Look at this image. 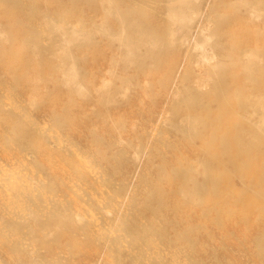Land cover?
Returning <instances> with one entry per match:
<instances>
[{
	"label": "bare ground",
	"instance_id": "1",
	"mask_svg": "<svg viewBox=\"0 0 264 264\" xmlns=\"http://www.w3.org/2000/svg\"><path fill=\"white\" fill-rule=\"evenodd\" d=\"M4 80L79 133L109 190L100 200L92 163L85 174L62 155L90 202L59 174L30 184L21 166L1 169L0 264H57L55 250L73 264H264V0H0ZM12 103L0 94V147L53 165L46 131ZM133 113L159 124L149 135Z\"/></svg>",
	"mask_w": 264,
	"mask_h": 264
},
{
	"label": "rangeland",
	"instance_id": "2",
	"mask_svg": "<svg viewBox=\"0 0 264 264\" xmlns=\"http://www.w3.org/2000/svg\"><path fill=\"white\" fill-rule=\"evenodd\" d=\"M206 10H209V7H206ZM203 20V18L201 19ZM202 22V21H200ZM33 24L36 25V20L33 21ZM199 24V23H198ZM44 45H48L49 41L46 37L42 39ZM94 72H96V75L92 81L93 86L100 87L101 85V78L102 74L106 72V64L101 63L94 69H92ZM181 70H184V64L181 67ZM0 94L4 96V99L7 102H12L13 105L16 106V103H18L28 114L33 115L34 123L38 124L39 127H42V130L46 131V135L49 136V144L51 146V155L55 159L54 164L52 165L50 162L47 165L48 161L38 154V150H35L34 148H28L24 150H20L18 148L14 149H3L0 147V171L1 169L8 168L9 170H13V166H21V173L23 175H30L32 176V181L30 180V184H32L35 180L41 179L45 182V185H48L49 183L53 182V176L56 174H59L62 176L61 178L64 180V186L68 189V196H74V193H81L82 197L87 200V202H90L93 198V194L90 191L91 190V184L86 183L82 177L81 174H78L76 171H74L71 168V165L67 161L62 160V156H66L69 160L74 161L78 167H83V171L85 174H90V172L86 171L85 168L88 165V163H92L91 169L93 170V173L98 175V178L95 179L93 182V186L97 188L96 196L101 200L104 199L102 196L106 195L108 192V188L105 185V163L102 161L100 157H98L97 152L92 149L87 143L84 142L82 137L79 135L78 132L72 129H68L67 127H60L56 124V122L53 120V118L50 115V110H45L43 112H33L31 109L26 106L27 100L20 94V96H17L15 94L14 88L10 85V83H7L5 80L3 83H0ZM135 100L132 98V106L135 107L136 102L138 101L136 96L134 95ZM10 99V100H9ZM84 109L86 111L92 110V103L87 102L83 104ZM161 111L164 110V112L167 114V109L164 107H159ZM159 110V111H160ZM132 112H134L132 110ZM159 113V112H158ZM142 113L139 114V116H135L134 113L132 114V118L130 119V124H139V128L144 127L146 131H148L149 135L152 133V131L155 129V127L159 124L160 121L159 114L154 116L152 121L142 122ZM143 124V125H142ZM9 127H5L2 124H0V139L1 135L4 133V129H8ZM43 133V132H42ZM102 135L107 136V134L103 131L100 132ZM64 139V140H63ZM54 141V142H53ZM61 142H63L61 144ZM60 144V145H59ZM66 144V145H65ZM68 146V147H67ZM71 147V148H69ZM66 152L67 154H64L63 152ZM30 154V155H28ZM32 154V155H31ZM62 155V156H61ZM42 165H45L47 168L42 169ZM49 167V168H48ZM95 168V169H94ZM91 175V174H90ZM89 176V175H88ZM55 178V177H54ZM56 179V178H55ZM0 182V200H2L3 197L6 196L8 191H4V185ZM28 184V185H30ZM42 185V187L49 188L50 186ZM104 190V191H103ZM80 191V192H76ZM100 191V192H99ZM101 192L103 194H101ZM95 194V193H94ZM51 198V196H48ZM3 201V200H2ZM89 207V205L86 207H83V213H86L85 210ZM72 209L77 210L75 206H72ZM93 212V211H92ZM89 215H94L96 217L101 218L102 213L96 212V213H86ZM27 223L25 221L20 223V239L21 241H24L26 243H31V237L33 235V232L28 229ZM60 229V228H59ZM51 240V239H50ZM51 244V243H50ZM46 249H44L45 251ZM53 258L54 261H58L57 264H73V260L69 257L68 253L63 250H55L54 254L50 256ZM0 259H3L5 261H9L10 257L8 254L3 251L0 247ZM85 261L84 263H86ZM105 264V256L98 254L93 255L88 259V264ZM248 261L245 262L247 264Z\"/></svg>",
	"mask_w": 264,
	"mask_h": 264
}]
</instances>
